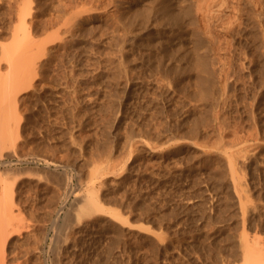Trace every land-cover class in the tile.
Here are the masks:
<instances>
[{"label": "rangeland", "instance_id": "rangeland-1", "mask_svg": "<svg viewBox=\"0 0 264 264\" xmlns=\"http://www.w3.org/2000/svg\"><path fill=\"white\" fill-rule=\"evenodd\" d=\"M6 1L0 38L9 45L20 22L14 0ZM34 1V38L46 34L47 50L35 54L43 55L34 85L13 104L19 127L8 132L17 140L6 131L8 147L5 135L0 141V184L14 180L20 225L2 232L10 236L1 246L17 251L8 264L242 262L241 240L264 237V0H229L213 23L196 19L183 0H77L76 12L74 0ZM61 11H80L82 23L65 34ZM91 189L106 210L78 216Z\"/></svg>", "mask_w": 264, "mask_h": 264}, {"label": "bare ground", "instance_id": "bare-ground-1", "mask_svg": "<svg viewBox=\"0 0 264 264\" xmlns=\"http://www.w3.org/2000/svg\"><path fill=\"white\" fill-rule=\"evenodd\" d=\"M4 1V0H3ZM8 1V0H7ZM6 1V2H7ZM37 1V0H36ZM38 1H40V0H38ZM41 1H43V0H41ZM41 1H40V3H41ZM47 1V0H46ZM45 1V2H46ZM49 1V0H48ZM61 1V0H60ZM63 1V0H62ZM61 1V2H62ZM68 1V0H67ZM71 1V0H70ZM77 4L75 5V3H73V2H71V5H70V2H66V4H65V2H63V6L65 7L66 6V8L68 7V10H69V6L68 5H70V7H72V6H74V8H76V9H74L75 10V12H76V10L78 9H80V6H82L79 2H77V0H74ZM84 1V0H83ZM181 1V0H180ZM227 1H229V0H193V1H186V0H183V2H186V4L185 5H187V7H186V10L189 12V13H193L192 11H194L195 13L194 14H196V16L198 17V18H196V19H199L200 21H206V20H209L210 21V19L209 18H212L213 19V13L216 11V10H218V11H216L215 13H217V12H219V10H220V8L221 7H223V5H227L228 3H226ZM231 1V0H230ZM240 1H242V0H240ZM246 1V0H245ZM10 2H11V0H9V4H10ZM33 2H35L34 0H14L13 2H12V4H10V6L12 7L14 4V7H10V9H12V10H15L16 11V16L18 17L17 19H19V20H17V21H19L20 23H18V25H15L14 23H16V22H14L13 23V25H15V26H13L14 27V29H13V31L11 32V35L12 36H10L11 37V39H12V37H13V39H12V43L11 44H9L8 45V43L6 42V45L5 44H3L4 42H2V41H6V40H2L1 38H0V42H2V44L0 43V45H1V47H2V49H1V47H0V49H1V53L3 52V54L2 55H4V57H3V59L5 60V62H7V68L8 69H5L6 71H4V70H2L1 69V62H0V92L3 94V90L2 89H4V91L6 90V92H4V93H6L5 95L6 96H4V94L0 97V99L2 100H0V102H2V104H3V102H4V104H6L7 103V106H5V107H7L8 109H10L11 110V113L12 114H10L9 113V111H8V109H5L6 111H4L3 109L5 108H3V109H1V110H3V112L2 111H0V113L2 112L3 114V116L0 114V119H1V121H0V123L2 122V124H5V125H3L2 126V124H0L1 126H0V141H2L3 139H5V141L3 140L2 142L4 143V142H6V141H10L11 139H8L7 140V138H9V137H11L10 135H14L15 134V131H17V130H13V129H10V128H12V125H13V128L14 129H16L15 127H17V126H15V125H18L17 124V121H19V119L17 120V118L19 117V115H18V113H17V108H14V107H16L15 105H17V93H19V91L20 90H22L23 88H28L29 87V84L30 83H32L31 81L33 80V78L35 79V77H36V68L38 67V65H40L41 66V59L39 60V56H40V54L41 53H38L39 54V56H37V55H35L37 52H40L39 50H41L42 51V48L44 49V46H42L44 43L43 42H48V40H41V38L43 37V39H44V36L46 35H44V36H42L41 38H40V41L41 42H39L38 43V41H36V39L34 38V35H36V33H38V31L39 30H37V28H39L38 27V22L34 19L35 18V15H34V13H35V11H38V14H39V10H35V8L33 9V6H34V4H33ZM61 2H59V3H61ZM170 2V4L172 3L171 1H169ZM182 2V1H181ZM237 2H239V0H237ZM251 2H252V0H251ZM39 3V2H38ZM53 3V2H52ZM57 3V2H56ZM55 3V4H56ZM72 3H73V5H72ZM162 3V2H161ZM166 3V1L164 2V4ZM225 3V4H224ZM232 3V2H231ZM9 4H8V2H7V5L9 6ZM68 4V5H67ZM78 4H80V6L78 5ZM181 4V3H180ZM237 4V3H236ZM6 5V4H5ZM39 5V4H38ZM42 5V4H41ZM60 5H62V4H60ZM77 5H78V7H77ZM169 4H165L164 6H165V9H163V10H166V11H168L169 13L171 12V13H173V6H171L172 7V9L171 8H169L170 6H168ZM172 5H173V3H172ZM15 6H16V9H15ZM18 6V7H17ZM76 6V7H75ZM34 7H36V6H34ZM57 7H59L60 8V6L58 5ZM62 7V6H61ZM180 7V6H179ZM229 7V6H228ZM234 7H235V4H234ZM14 8V9H13ZM42 8V7H41ZM81 8H84V7H81ZM164 8V7H163ZM9 9V8H8ZM37 9V8H36ZM38 9H39V7H38ZM62 9H64L65 10V8H63L62 7ZM62 9H60V10H62ZM175 9V8H174ZM221 9H223V8H221ZM17 10H18V12H17ZM72 10H73V7H72ZM65 11H67V9L65 10ZM64 11V12H65ZM60 12V11H59ZM73 13L72 11H71V13H73V15L72 16H69L70 14V11L69 12H66V13H68V14H66V13H63V11H61V13L62 14H66L63 18H65V17H67L68 16V18H65V19H63L64 20V22H63V25L65 26V28H64V33L66 32V30L68 29V28H73V26L74 25H78V24H80V23H82L81 21H82V19L80 18V20L78 19L79 17H81V12L80 11H78V13ZM165 12V11H164ZM187 12V13H188ZM11 13V12H10ZM18 13V14H17ZM174 13H175V11H174ZM33 14V15H32ZM57 14V13H56ZM167 14V13H166ZM220 14V13H219ZM11 15V14H10ZM40 15V14H39ZM80 15V16H79ZM216 15V14H215ZM218 15V14H217ZM217 15H216V17H217ZM254 15H256V14H254ZM15 16V15H14ZM37 16V15H36ZM53 16H55V15H53ZM61 14L59 15L58 14V19H60L61 17ZM79 16V17H78ZM192 16V15H191ZM190 16V17H191ZM219 16V15H218ZM6 17V16H5ZM60 17V18H59ZM78 17V18H77ZM128 17V16H127ZM143 17V16H142ZM193 17V16H192ZM215 17V16H214ZM216 17L214 18V19H216ZM220 18H221V16H219ZM256 17V16H255ZM259 17V16H258ZM4 18V17H3ZM15 18V17H14ZM37 18V17H36ZM54 18H57V16L56 17H54ZM53 18V19H54ZM74 18V24L72 25V27H70L68 24H70L71 25V23L72 22H69L68 24H66L65 23V21H67V19H68V21H70L71 19H73ZM85 18V17H84ZM175 18V17H174ZM195 18V17H194ZM219 18V19H220ZM8 19V18H7ZM58 19H54V21H52V23L53 22H55L56 20L57 21H62V20H58ZM214 19H213V21H214ZM259 19V18H258ZM184 20V19H183ZM199 20H197V21H199ZM217 20V19H216ZM11 21V20H10ZM41 21V20H40ZM47 21H48V18H47ZM51 21H49V25L48 26H50V24H52L51 23ZM56 21V23H60V22H57ZM165 21V20H164ZM194 21H196V20H194ZM87 22V21H86ZM161 22V21H160ZM203 22V23H204ZM210 22H212V20L210 21ZM36 23H38V24H36ZM77 23V24H76ZM198 23V22H197ZM201 23V22H200ZM213 23V22H212ZM259 23V22H258ZM262 23V22H261ZM42 24V23H41ZM55 23H53V25H54ZM61 24L62 23H60L59 25H57V28L59 29V28H61L62 26H61ZM125 24H126V22H125ZM206 24V23H205ZM40 25V24H39ZM46 25V26H47ZM68 27H67V26ZM83 25V24H82ZM208 25H210V24H208ZM263 25V24H262ZM12 26V25H11ZM45 26V25H44ZM55 26H56V24H55ZM58 26H60V27H58ZM196 26V25H195ZM201 26V25H200ZM199 26V27H200ZM204 26V25H203ZM207 26V25H206ZM54 27V26H53ZM52 27V25L50 26V28L52 29L53 28ZM192 27V26H191ZM198 27V26H197ZM7 28V27H6ZM12 28V27H11ZM10 28V29H11ZM45 28V27H44ZM47 29H48V27H46ZM54 28H56V27H54ZM54 28H53V30H54ZM57 28L55 29V30H57ZM63 28V27H62ZM130 28V27H129ZM206 28V27H205ZM209 28V27H208ZM260 28V27H259ZM1 29V28H0ZM35 30V32H36V30H37V32L35 33V34H33L34 33V30ZM40 29V28H39ZM50 29V30H51ZM127 29H128V27H127ZM131 29V28H130ZM202 29V28H201ZM264 29V28H263ZM12 30V29H11ZM32 30H33V32H32ZM41 30V29H40ZM54 30V31H55ZM197 30V29H196ZM262 30V29H261ZM48 31V30H47ZM62 31V30H61ZM60 31V29H59V32H61ZM71 31V30H70ZM82 31V30H81ZM125 31V30H124ZM132 31V30H131ZM136 31V30H135ZM264 31V30H263ZM186 32V31H185ZM43 33V32H42ZM49 33V32H48ZM62 33V32H61ZM67 33H70V32H67ZM74 33V32H73ZM204 33H205V31H204ZM9 34V33H8ZM33 34V38H32V35ZM51 34L53 35V33L51 32ZM47 35V36H50V38H51V36L52 35ZM63 34V33H62ZM66 34V33H65ZM124 34V33H123ZM206 34H207V32H206ZM210 34V33H209ZM56 35H60V33H56V32H54V36H56ZM64 35V34H63ZM74 35V34H73ZM180 35V34H179ZM31 36V37H30ZM65 36V35H64ZM63 36V37H64ZM126 36V35H125ZM210 36H212V35H210ZM8 37V36H7ZM57 37V36H56ZM58 37H60V36H58ZM63 37H62V35H61V39L63 40ZM120 37V36H119ZM209 37V36H208ZM30 38H32L34 41H36V42H34V45H33V43H32V45H31V43L30 42H33V40H29ZM46 39H48L47 37H45ZM53 38V37H52ZM77 38V37H76ZM11 39H9V41L8 42H11L10 40ZM57 39V38H56ZM55 39V40H56ZM212 39V38H211ZM263 39V38H262ZM54 40V39H53ZM62 40H60V41H62ZM43 41V42H42ZM65 41V40H64ZM66 42V41H65ZM37 43H38V45H37ZM209 43V42H208ZM35 44H36V46H35ZM40 44H42V45H40ZM50 44V43H49ZM45 45V44H44ZM47 45V44H46ZM211 45V44H210ZM65 46V45H64ZM122 47V46H121ZM47 48V47H46ZM65 48V47H64ZM53 49V48H52ZM55 49V48H54ZM57 49V48H56ZM122 49V48H121ZM121 49L119 50V51H121ZM124 49V48H123ZM44 50H47V49H44ZM64 50V49H63ZM205 50V49H204ZM51 51V50H50ZM46 51H44L43 53H45ZM0 53V54H1ZM66 53V52H65ZM49 54H51V53H49ZM124 54V53H123ZM223 54V53H222ZM228 54V53H227ZM231 54V53H230ZM43 55V54H42ZM42 55L40 56V58H42ZM44 56H46V55H44ZM64 56V55H63ZM1 58V57H0ZM2 58H1V60L0 61H2L3 60ZM40 61H38V60ZM43 59H44V57H43ZM3 60V61H4ZM38 61V62H37ZM4 62V63H5ZM47 62V61H46ZM49 62V61H48ZM3 63V62H2ZM37 63H40V64H38L37 65V67H36V64ZM50 63V62H49ZM3 65H5V64H3ZM46 65V64H45ZM3 68V67H2ZM5 68V67H4ZM198 68V67H197ZM42 69V68H41ZM40 69V70H41ZM37 70H39V68L37 69ZM39 70V71H40ZM3 71H4V73H3ZM38 71V72H39ZM202 73V72H201ZM32 74H34V76L32 75ZM30 76H33L32 78H30ZM44 77V76H43ZM39 78H41V77H39ZM223 79V78H222ZM220 81V80H219ZM228 81V80H227ZM28 84V87H24L25 85H27ZM203 84V83H202ZM31 85V84H30ZM34 84H32L31 86H33ZM226 85V84H225ZM212 86H214V85H212ZM22 88V89H21ZM222 88V87H221ZM20 89V90H19ZM222 91V90H221ZM0 93V94H1ZM231 95V94H230ZM229 95V96H230ZM216 96V95H215ZM214 96V97H215ZM218 97V96H217ZM221 97H223V95L221 96ZM232 97V96H231ZM4 99H7V101L8 102H6L5 103V100ZM212 99V98H211ZM224 99V98H223ZM4 100V101H3ZM15 100H16V104L15 105H13L14 103H15ZM215 100V99H214ZM220 100H221V98H220ZM11 102V105H13V107L10 105L9 106V104L8 103H10ZM213 101V100H212ZM218 102H219V99L217 100ZM226 101V100H225ZM13 102V103H12ZM223 102V101H222ZM2 104H1V106H2ZM214 105V104H213ZM212 105V106H213ZM255 105V104H254ZM222 107V106H221ZM13 108V109H12ZM214 108H215V106H214ZM230 110V109H229ZM203 111V110H202ZM223 111V110H222ZM225 111V110H224ZM7 114H6V113ZM216 112V111H215ZM218 112H219V110H218ZM5 113V114H4ZM220 113V112H219ZM222 113V112H221ZM226 113V112H225ZM224 114V113H223ZM16 115H18V116H16ZM216 115H218V114H216ZM2 116V117H1ZM215 116V115H214ZM7 117V118H6ZM217 117V116H216ZM215 117V118H216ZM5 118H6V121H5ZM2 119H4V120H2ZM224 119V118H223ZM222 119V120H223ZM12 121V122H11ZM15 121V123H13ZM215 121V120H214ZM218 121V120H217ZM225 121V120H224ZM4 122V123H3ZM7 122V123H6ZM216 122V121H215ZM9 123V124H8ZM219 124V123H218ZM9 126V128H8V126ZM224 125V124H223ZM222 125V126H223ZM230 125V124H229ZM7 127V129L5 130V127ZM15 126V127H14ZM161 126V125H160ZM216 126V125H215ZM18 127H19V125H18ZM220 129H221V126H220ZM225 129V128H224ZM223 129V130H224ZM10 130V132L13 130V133L14 134H12V133H10V135H9V131ZM222 130V129H221ZM7 131V132H6ZM5 132H6V134H7V138H5L6 137V134H5ZM218 132V131H217ZM221 132V131H220ZM17 134V133H16ZM2 135H5L4 137H3V139H2ZM14 137L16 138V136L14 135ZM14 139V138H13ZM250 139V138H249ZM16 140H17V138H16ZM8 141V142H9ZM12 141H15V139L14 140H12ZM12 141H11V145H12ZM2 142H0V154L2 153V145H3V143ZM16 142V141H15ZM15 142H13V143H15ZM1 143H2V145H1ZM7 143V142H6ZM6 143H4V145L6 144ZM191 143V142H190ZM193 143V142H192ZM255 144V143H254ZM253 144V145H254ZM260 144V143H259ZM4 145H3V147H4ZM16 145V144H15ZM6 146L7 145H5V149H6ZM131 146H133V145H131ZM8 147V146H7ZM12 147V146H11ZM15 147V146H14ZM223 147V146H222ZM250 147V146H249ZM223 148H226V147H223ZM222 148V149H223ZM253 148V147H252ZM5 149H3V152H4V150ZM9 149V148H8ZM14 149V148H13ZM137 149V148H136ZM242 149V148H241ZM224 150V149H223ZM230 150V149H229ZM237 150V149H236ZM239 150V149H238ZM252 150V149H251ZM134 151V150H133ZM235 151V150H234ZM233 151V152H234ZM249 151V150H248ZM8 152V151H7ZM204 152V151H203ZM222 152V151H221ZM237 152V151H236ZM240 152H241V150H240ZM239 152V153H240ZM11 153V152H10ZM250 153V152H249ZM248 153V154H249ZM4 154V153H3ZM6 154V153H5ZM13 154V153H12ZM12 154H11V156H12ZM236 153L234 152V155H235ZM243 154V153H242ZM252 154V153H251ZM15 155V154H14ZM229 155V154H228ZM234 155H232V156H230V158H229V161L231 162V159L233 158V156ZM236 156V155H235ZM234 156V157H235ZM238 156V159H240L239 158V156L240 155H237ZM242 156V155H241ZM7 157V156H6ZM223 157V156H222ZM232 157V158H231ZM243 157V156H242ZM225 158V157H224ZM244 158V157H243ZM220 160H222V159H220ZM235 160H236V158H235ZM233 161H234V158H233ZM231 162L232 164H234V162H236V161H234V162ZM4 162V161H3ZM7 162V161H6ZM243 163V162H242ZM6 164V163H5ZM9 164V163H8ZM12 164V163H11ZM14 164H16L15 162H14ZM55 164V163H54ZM236 164V163H235ZM10 165V164H9ZM230 166H231V164H230ZM10 167V166H9ZM12 167V166H11ZM57 167V166H56ZM14 168V167H13ZM13 168H11V169H13ZM235 168H237V166L235 167ZM235 168H233V170L235 169ZM239 168V167H238ZM241 168V167H240ZM16 169V168H15ZM9 170V169H8ZM238 170V169H237ZM243 170V168L241 169V171ZM2 171V170H1ZM14 172V171H13ZM9 173H11V172H8L7 174H9ZM240 173V172H239ZM245 173V172H244ZM2 174V173H1ZM15 174V173H14ZM236 174H237V172H236ZM4 175H6V174H4ZM61 175V174H60ZM237 175H239V174H237ZM236 175V176H237ZM242 175V174H241ZM246 175V174H245ZM3 176V174L2 175H0V178ZM8 177H11L10 176V174H9V176ZM12 177H13V175H12ZM62 177V176H61ZM246 177V176H245ZM244 177V178H245ZM5 178H7V175L5 176ZM4 177H2L1 178V180L3 179H5ZM229 178V177H228ZM239 178H241V176H239ZM243 178V177H242ZM10 179V178H9ZM9 179H7L6 181H7V183H5V185H1L0 186V264H8V263H10L9 261L10 260H13V259H17V251L15 250V251H7V249L5 250L1 245L3 244V242L5 243L6 242V237H9V236H7V233H6V237L3 239L2 237H3V234H5V231L4 230H6L5 228L6 227H8L9 228V226L11 227V229L14 231L15 230V227H13V223L15 224L16 222H17V219H16V215H17V213L15 212L14 213V211L15 210H13V204H14V201H15V197H14V195H16L15 194V192H14V194H13V190H14V188L13 189H11L12 187H11V184H8V181H9ZM12 179V178H11ZM238 179V178H237ZM0 180V181H1ZM59 180V179H58ZM233 180V179H232ZM239 180V179H238ZM237 180V181H238ZM244 180V179H243ZM13 181V184H12V186H14V180H12ZM242 180H240V182H241ZM67 182V180H65V186H66V188H67V184L68 183H66ZM240 182H238L239 184V187H240V185H242ZM246 182V181H245ZM1 183V182H0ZM16 183H17V181H16ZM235 183V182H234ZM237 183V182H236ZM245 184V183H244ZM61 185V184H60ZM235 185V184H234ZM232 186V185H231ZM235 186H237V185H235ZM238 187V186H237ZM244 187V186H243ZM243 187L241 186V188L243 189ZM246 187H247V184H246ZM249 187V186H248ZM247 187V188H248ZM235 188V187H234ZM241 188H239V189H241ZM62 189V188H61ZM241 189V190H242ZM72 190V189H71ZM244 190V189H243ZM60 191V190H59ZM61 192V191H60ZM247 192V191H246ZM62 193V192H61ZM70 193V192H69ZM68 193V194H69ZM99 192H96L94 189H91L90 191H89V194H87V196H85V199H84V203H83V205L80 207V209H79V213H78V216H80V215H85V214H87V215H90V214H92V213H96V212H98V211H105L106 210V207H105V205L102 203V201L100 200V197H99V194H98ZM237 193V192H236ZM241 193V192H240ZM243 193L245 194V192L243 191ZM249 195H251V193L249 194ZM59 196V195H58ZM22 197V196H21ZM60 197H61V194H60ZM67 197H68V195H67ZM80 197V196H79ZM240 197H242V196H240ZM246 197V196H245ZM245 197H243V199L245 198ZM247 197H248V195H247ZM251 197V196H250ZM249 197V198H250ZM260 197V196H259ZM82 198V197H81ZM59 199V198H58ZM77 199H79V198H77ZM240 199V198H239ZM242 199V200H243ZM246 199V198H245ZM247 200V199H246ZM22 201V200H21ZM24 201V200H23ZM241 201V200H240ZM252 201V200H251ZM241 202H244V201H241ZM245 202H247V201H245ZM249 203H250V200H249ZM252 203V202H251ZM264 203V202H263ZM243 204V203H242ZM247 205H248V203H246ZM10 205V206H9ZM244 205V204H243ZM246 205V206H247ZM250 205V204H249ZM249 205L246 207L247 209L249 208ZM261 205V204H260ZM7 206L9 207V208H11V210H8V212H7ZM252 205H250V208L252 209V207H254L255 205H253L252 207H251ZM257 206V205H256ZM255 206V207H256ZM264 206V205H263ZM244 207H245V205H244ZM258 207V206H257ZM256 207V208H257ZM260 207V206H259ZM258 207V208H259ZM7 208V209H6ZM246 208H243V206H242V209H244L245 210V212L246 211H248V210H246ZM257 208V209H258ZM262 208V207H261ZM262 209H264V207L262 208ZM110 210V212H114V213H116L117 215H119V213L117 212V211H115L114 209H109ZM254 210V209H253ZM259 210V209H258ZM261 210V209H260ZM243 211V210H242ZM259 212V211H258ZM241 213V212H240ZM244 213V212H243ZM260 213V212H259ZM14 214H16V215H14ZM247 214H248V212H247ZM261 214V213H260ZM13 215L15 216V219H14V217H13ZM66 216V215H65ZM11 217H13V218H11ZM259 217H260V215H259ZM261 217H262V219H264L263 218V215H261ZM13 219V220H12ZM15 220H16V222H15ZM18 220H20V219H18ZM67 220V219H66ZM261 220V219H260ZM244 221H246V220H244ZM243 221V222H244ZM264 221V220H263ZM66 222V221H65ZM64 222V223H65ZM54 223V222H53ZM56 223V222H55ZM16 224H18V223H16ZM24 224V223H23ZM57 224V223H56ZM66 224H67V222H66ZM19 225V224H18ZM22 225V224H21ZM15 226V225H14ZM17 226V225H16ZM244 226V225H243ZM263 226H264V223H263ZM13 227V228H12ZM18 227H20V225L18 226ZM24 227H25V224H24ZM245 227V226H244ZM22 228V227H21ZM53 228V227H52ZM59 228H60V226H59ZM246 228V227H245ZM63 229V228H62ZM243 229V228H242ZM256 229V228H255ZM259 229H261V228H259ZM3 230V231H2ZM17 230V229H16ZM15 230V231H16ZM257 231H260V230H258V229H256ZM255 230V231H256ZM263 230H264V228H263ZM6 231H9V229H7ZM13 231H12V233L11 232H8V233H10V234H13ZM14 231V232H15ZM243 231V230H242ZM2 232H3V234H2ZM245 232H247V233H245ZM263 233V232H262ZM57 234V233H56ZM241 234V233H240ZM242 234L244 235L245 234V236H243V237H246V236H248V235H250L251 233H249L247 230H244L243 232H242ZM261 234V233H260ZM259 234V232H258V234H254V235H260ZM251 235H253V234H251ZM263 235H264V233H263ZM12 236V235H11ZM52 236V235H51ZM241 236V235H240ZM251 237V236H250ZM250 237H249V239H250ZM240 238V237H239ZM238 238V239H239ZM254 238V237H253ZM256 238V237H255ZM264 237H262V235H261V237H257L256 239H250V240H252L251 242H249V239L246 237V239L244 238V240H241V241H245L244 243H243V245H242V243L240 244V245H242V252H239L240 254H241V257L239 256L238 258H241L242 259V262L241 261H237V263L236 264H264V239H263ZM241 239V238H240ZM59 240V239H58ZM248 240V241H247ZM254 241V244L252 243ZM59 242V241H58ZM251 243H252V245H251ZM6 244V243H5ZM5 244H4V247H5ZM51 245V244H50ZM54 245V244H53ZM254 245V246H253ZM53 248V247H52ZM55 248H57V247H55ZM244 248V249H243ZM25 250V249H24ZM241 250V249H240ZM20 251V250H19ZM52 251V250H51ZM25 252V251H24ZM59 252V251H58ZM27 256H28V254H27ZM221 256H223V255H221ZM57 257H58V255H57ZM22 259H24V258H22ZM53 259V258H52ZM240 259V260H241ZM228 260V259H227ZM17 261V260H16ZM18 262V261H17ZM16 262V263H17ZM20 262H22V261H20ZM60 262V261H59ZM233 262V261H232ZM235 262V261H234ZM12 264H15V263H12ZM20 264V263H19ZM22 264V263H21ZM41 264V263H40ZM223 264V263H222ZM231 264V263H230Z\"/></svg>", "mask_w": 264, "mask_h": 264}]
</instances>
